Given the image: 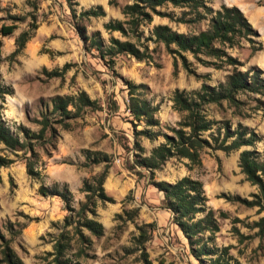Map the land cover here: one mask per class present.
<instances>
[{
  "label": "rangeland",
  "instance_id": "1",
  "mask_svg": "<svg viewBox=\"0 0 264 264\" xmlns=\"http://www.w3.org/2000/svg\"><path fill=\"white\" fill-rule=\"evenodd\" d=\"M75 1L76 11L96 3L104 9V14L90 16L85 21L88 33L98 30L104 43L108 42L109 35L128 38L140 45L145 43L149 56L136 59L120 52L113 55V62L108 64L107 55L100 56L94 47H83L72 26L73 18L65 0H0V23L11 21L8 13L25 16L23 21H17L11 34L0 36L1 80L13 90L4 95L1 113L11 129L18 122L37 129L38 125L32 119L39 116L43 106L50 107L48 97L55 93L75 94L83 89L99 104L97 108L87 106L78 115L64 118L66 127L54 122L58 135L54 146L45 143L48 153L35 144V165L40 178L26 173L22 150H10L0 142V155L13 159L0 165V246L8 240L22 264H53L52 243L60 230L67 229L71 238L63 252V257H67L66 264H198L189 253L184 236L170 220V212L160 206L161 192L150 183L148 171L141 169L142 174L136 175L124 166L126 159L131 160L133 149L123 148L122 143L130 146L133 136L132 117L125 107L127 94L123 79L143 84L141 93L152 103H158L155 114L161 128L166 130L165 124L176 125L179 118L178 112L170 107L172 90L175 87L197 89L202 82L216 85L224 79L228 66L215 68L202 64L184 51L192 69L186 71L177 55L161 42L148 38L155 23H167L177 31L192 32L204 27L205 20L187 24L153 14L150 21L139 24L137 35L125 36L118 30L107 31L102 23L110 18L123 19L119 6L130 0H117V5H110L107 0ZM224 1L210 0V4L217 7ZM238 1L257 31L255 39L261 42V48L251 54L248 43L241 40L240 47H229L227 51L243 62L241 69L255 65L264 74V0ZM32 2L36 4L35 8H32ZM159 8L179 12L178 7L169 5ZM29 12L35 15L36 27L20 51L11 54L13 38L27 27ZM64 63L67 66L61 69ZM54 70L60 74H51ZM235 96L239 99L237 104L222 100L219 104L209 102L203 106L206 116L214 120L211 130L215 131L218 126L220 137L224 122L229 123V129L240 122L260 134L259 140L227 152L205 146L199 152L200 163L197 164H189L185 157L171 156L153 170L152 176L153 179L173 181L187 174L200 179L206 203L213 208L217 218L219 228L215 232V243L229 244V253L242 264H264V236L260 241L254 234L256 227L250 225L263 211L257 213L254 206L224 197L227 194L249 197L248 194L255 190V185L244 179L240 172L237 155L240 148L254 147L260 151L264 144V110L253 98L257 93L238 92ZM112 101L115 102L113 109ZM142 126L141 121L136 122V128ZM206 133L204 131L203 135ZM161 140V136L151 140L142 135L138 137L143 154ZM95 150L107 153L110 158L102 186L106 195L112 197V200L96 199L94 214L86 213L102 223L103 230L98 235L77 224L79 216L75 215L79 201L84 198V191L80 190L82 179H89L103 167V162L86 159V155ZM40 183L67 186L71 192V209L65 208L56 195L40 194L37 191ZM67 214L73 218L71 223L64 224ZM234 216L241 219L234 222L238 230L248 236L241 241L230 230ZM142 222H151L152 226L148 238L139 243L136 225ZM20 223L24 225L18 229ZM74 224L87 239H78Z\"/></svg>",
  "mask_w": 264,
  "mask_h": 264
},
{
  "label": "trees",
  "instance_id": "2",
  "mask_svg": "<svg viewBox=\"0 0 264 264\" xmlns=\"http://www.w3.org/2000/svg\"><path fill=\"white\" fill-rule=\"evenodd\" d=\"M72 16V26L75 33L82 41L83 47H94L100 56H108V64L113 62L112 56L116 53L125 52L136 59H143L149 56V49L144 43L142 45L128 38L120 39L109 35L108 42L104 43L98 30L87 32L85 21L90 16L104 14L100 3L90 5L78 11L73 4L75 0H65ZM110 5H117V0H107ZM178 7L176 14L171 10L160 9L159 7ZM36 4L32 2V8ZM124 18H110L102 23L107 31L118 30L121 34L137 35L139 24L150 21L153 14L166 16L170 20L182 23H196L205 20V26L196 31L183 32L171 28L167 23L152 24L149 39L154 42H161L165 48L178 56L182 67L186 71H192L188 66L184 51L190 53L194 59L202 64L211 65L215 68L228 66V71L222 81L216 85L202 82L199 88L186 90L175 87L170 96V107L178 112L179 118L176 125H167L161 128L156 111L158 103H152L142 95L140 88L142 83H134L131 80L123 79L126 87L125 107L132 119V141L131 145L122 143L125 149L132 148L131 160L126 159L124 166L136 175H141V169L148 171L150 183L161 192L160 206L170 212V220L177 226L184 236L189 253L197 260L198 264H242L235 256L229 253V244L217 245L214 241L215 232L218 230V223L213 208L206 203L207 197L204 193L202 182L198 178L187 174L181 175L173 181L165 179H153V170L158 168L167 158L171 156L185 157L189 164L200 163V150L205 146H213L227 152L238 149L242 145H252L261 138L260 134L252 128L240 122L229 129V123H223V131L219 137V127L212 129L214 120L206 116L203 106L209 102L219 104L222 100L228 103L237 104L239 99L235 96L238 92L257 93L253 97L256 104L264 110V74L262 70L250 65L244 69L240 66L243 62L232 55L227 48L240 47L241 40H245L249 52L261 48V42L255 39L257 31L251 25L242 10L235 4L221 2L217 7L210 4V0H130L119 6ZM27 27L21 29L13 38L14 48L11 54L20 51L25 41L36 27L35 15L29 12ZM11 21L0 23V36L9 35L17 26V21H23L22 14L8 13ZM0 38V59H1ZM51 52V51H50ZM174 55V56H175ZM67 66L64 63L61 69ZM176 60L173 59V70H176ZM51 74H60V71H51ZM12 87L1 80L0 75V142L10 150H22V161L28 175L40 178V171L36 167L37 154L35 144H39L48 153L46 144L54 146L58 133L54 122L66 127L64 118L78 115L84 107L97 108L99 104L91 99L83 90L75 94L55 93L48 97L50 107L43 106L39 116L32 119L38 127L31 129L23 123H16L14 129L5 122L1 108L5 94L12 93ZM70 105V107H68ZM112 109L115 102L112 101ZM114 106V107H113ZM57 115V118L55 117ZM133 119L135 121H133ZM141 121L143 126L136 128V122ZM207 131L205 135L203 132ZM142 135L148 139L161 136L163 140L151 146L148 153L143 154V146L139 143L138 137ZM90 162H103L102 169L91 175L89 179L83 178L80 190L84 191V198L79 201L75 215L77 224L84 226L91 233L98 235L102 233L103 225L100 221L86 213L94 214L96 199H109L102 183L109 166V156L99 150L91 151L86 155ZM13 159L0 155V165H6ZM237 165L244 179L255 185V190L246 196L227 194L224 197L228 200H236L245 206H254L255 212H261L257 219L251 221V226L256 227L255 235L259 240L264 236V144L259 151L254 147H243L238 150ZM37 191L42 195H56L64 203L65 208L71 209V192L67 186L58 187L56 183L47 186L40 183ZM220 215L224 212L219 211ZM73 215L64 216V224L71 223ZM79 218V219H78ZM239 219L232 218L231 231L238 241L248 237L238 230L234 222ZM24 224L20 223L19 227ZM151 222H142L136 225L138 233L136 240L142 243L149 236ZM73 230L78 234V239H87L80 229L74 224ZM70 234L67 229H62L52 243L53 264H66L67 257L63 252L70 242ZM145 259V258H144ZM146 260V259H145ZM148 262V261H146ZM0 264H22L21 259L15 254L8 240H4L0 246Z\"/></svg>",
  "mask_w": 264,
  "mask_h": 264
},
{
  "label": "crops",
  "instance_id": "3",
  "mask_svg": "<svg viewBox=\"0 0 264 264\" xmlns=\"http://www.w3.org/2000/svg\"><path fill=\"white\" fill-rule=\"evenodd\" d=\"M234 3L235 5H237L243 12V6L240 4V2L238 0H230V2L228 0H225L224 3L229 4V3ZM246 16V15H245Z\"/></svg>",
  "mask_w": 264,
  "mask_h": 264
}]
</instances>
